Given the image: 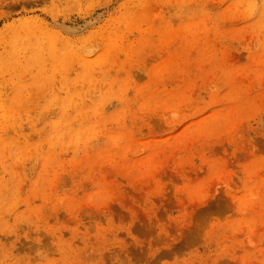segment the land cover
Segmentation results:
<instances>
[{
  "label": "rangeland",
  "instance_id": "374dc122",
  "mask_svg": "<svg viewBox=\"0 0 264 264\" xmlns=\"http://www.w3.org/2000/svg\"><path fill=\"white\" fill-rule=\"evenodd\" d=\"M0 264H264V0H0Z\"/></svg>",
  "mask_w": 264,
  "mask_h": 264
}]
</instances>
